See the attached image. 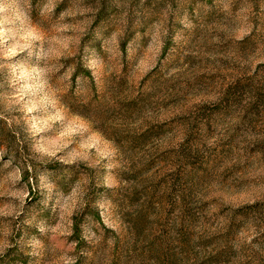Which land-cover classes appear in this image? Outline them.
Masks as SVG:
<instances>
[{"label":"rangeland","instance_id":"rangeland-1","mask_svg":"<svg viewBox=\"0 0 264 264\" xmlns=\"http://www.w3.org/2000/svg\"><path fill=\"white\" fill-rule=\"evenodd\" d=\"M0 264H264V0H0Z\"/></svg>","mask_w":264,"mask_h":264}]
</instances>
